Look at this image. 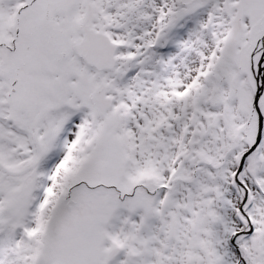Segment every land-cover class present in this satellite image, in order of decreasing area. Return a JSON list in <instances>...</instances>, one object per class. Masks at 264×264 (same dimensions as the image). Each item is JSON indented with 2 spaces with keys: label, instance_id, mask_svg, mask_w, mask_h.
<instances>
[{
  "label": "snow or ice",
  "instance_id": "6c2138e0",
  "mask_svg": "<svg viewBox=\"0 0 264 264\" xmlns=\"http://www.w3.org/2000/svg\"><path fill=\"white\" fill-rule=\"evenodd\" d=\"M0 264H264V0H0Z\"/></svg>",
  "mask_w": 264,
  "mask_h": 264
}]
</instances>
